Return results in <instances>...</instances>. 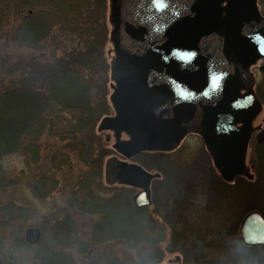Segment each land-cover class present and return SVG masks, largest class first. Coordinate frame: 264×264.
<instances>
[{
  "label": "trees",
  "instance_id": "1",
  "mask_svg": "<svg viewBox=\"0 0 264 264\" xmlns=\"http://www.w3.org/2000/svg\"><path fill=\"white\" fill-rule=\"evenodd\" d=\"M109 2L0 0V39L7 38L0 49V73H7L8 78L15 75L9 86L5 85L4 75L0 76V197L15 185L1 165L2 158L20 154L29 165L38 166L43 157L40 139L46 133L58 146L50 161V171L33 181V193L39 199H46L58 183L57 177L75 164L80 170L68 198L69 210L80 219L98 216L91 230L84 232L83 227L78 229L69 219L68 208L64 209L61 214L64 218L41 226V240L32 247L22 239L23 223H19L28 211L14 204L0 206V227L16 226L7 250L4 238L0 237V264H18L13 255L16 248L31 250L37 264H160L164 257L162 243L169 233L166 252H180L185 262L230 264L233 253L218 263L214 257L203 258L201 252L212 247L216 240L217 247H223L236 237L239 221L231 217L230 208L239 203L231 204L229 198L231 194L244 199L253 197L256 191L252 189L255 184L259 186L264 172V143L253 141L254 180L240 176L227 183L216 173L209 175L216 183L213 190L216 203L206 208L215 211L210 216L216 217L217 238L211 239L207 247L203 239L207 234L212 237L214 232L205 229L192 212L188 218L182 213L189 209L190 202L193 206L202 204L198 196L205 199L204 190L186 188V194L190 191L194 195L187 203L183 201L185 195L171 192L169 197L175 204L171 207L166 204L165 208L158 205L155 195V210H151L134 206L131 189H123L110 197L102 196L96 189L102 184L105 160L113 153L97 130L100 120L112 110L109 89L115 54L112 48L113 54L108 60L105 50L108 43L112 44L108 29V24L111 26ZM260 4L264 13V0ZM256 94L264 103V78L257 83ZM153 154L157 157L162 153ZM252 202L254 206L247 210H259L258 201ZM190 239L191 247L188 246ZM111 242L121 245V253L108 248ZM240 244L247 262L264 264V247ZM140 247L145 248L142 256L139 260L132 259L130 252L139 251ZM247 251L252 252L248 255Z\"/></svg>",
  "mask_w": 264,
  "mask_h": 264
},
{
  "label": "water",
  "instance_id": "2",
  "mask_svg": "<svg viewBox=\"0 0 264 264\" xmlns=\"http://www.w3.org/2000/svg\"><path fill=\"white\" fill-rule=\"evenodd\" d=\"M110 22L115 114L102 118L98 131L108 133L106 142L113 133L112 148L125 160H106V183L139 189L133 204L150 207V185L160 175L129 160L171 151L189 133L201 136L224 181L242 175L263 111L251 71L264 59L257 0H110ZM255 141L263 143L264 129ZM239 234L246 246H264L263 215L249 212ZM40 237L37 228L25 231L30 245Z\"/></svg>",
  "mask_w": 264,
  "mask_h": 264
},
{
  "label": "rangeland",
  "instance_id": "3",
  "mask_svg": "<svg viewBox=\"0 0 264 264\" xmlns=\"http://www.w3.org/2000/svg\"><path fill=\"white\" fill-rule=\"evenodd\" d=\"M258 5L261 9V2L262 0H257ZM262 11V10H261ZM262 14H264L262 12ZM108 29L111 30V26L108 24ZM6 37V36H4ZM6 39V40H5ZM2 41V42H1ZM7 43V38L0 39V49L3 47L2 43ZM113 48L112 44L108 43L106 46V56L108 57V60H110L113 52L110 50ZM18 51V50H17ZM19 54H23L22 51H18ZM252 72L255 75L256 83H258L260 80L264 78L263 72H261L257 66L252 67ZM4 75L5 79V85L9 86V81L15 78L14 76L7 77V73H2ZM0 73V76H2ZM112 91L109 89V95ZM113 113V110L110 112ZM264 109L262 113L257 117V119L254 122V125H260L264 126ZM48 133V132H47ZM107 132H103L102 136L105 137ZM125 137V136H124ZM113 139H111L110 142H108V148H111L113 144ZM254 141V140H253ZM253 141L249 146L248 154H247V165L250 168L249 172L252 173L254 176V167L252 168V159H253ZM40 142L42 143V150H43V157L42 161L38 166L29 165L26 158L20 154H11L7 155L1 160V165L3 166L6 175L9 179H12L15 181V185L13 187H10L6 189L3 193V195L0 197V206H5L8 204H14L17 206H21L26 209L27 214L25 217H22L19 223H23L21 237L25 241V230L28 228H37L41 231V226H43L46 222L53 223L56 219L64 218V215L61 216L62 211L68 208V217L69 219H72L74 221V224L77 225L78 229L81 227L84 228V232L90 231L93 223L96 221L98 216H85L83 218H78L73 210H69L68 207V198L70 196V192L72 191L73 185H74V179L79 174L80 166L76 167L74 164L73 168L70 167V170H65V172L58 176L59 179L58 183L54 185L53 192L46 198V199H39L35 196L33 193L32 185L33 181L42 173H48L51 168V158L53 155V152L57 150V144L56 140L51 137L49 134H43L41 136ZM39 142V143H40ZM117 156L115 152L111 153L106 159L109 157ZM135 162L141 163L140 165L144 166L146 170H149L150 172H158L161 175V179L159 181L154 182V186L156 187V190L154 189V193L157 197V203L161 206V208H165V205L167 204L168 207H171V205H174L175 200L171 199L169 197L170 193L173 192L174 195H185L183 197V201L187 203V201H191V198L194 196L192 192L185 193V189L194 188L197 192H201L202 190L205 191L204 195H206V198L201 199V196H198V202H202V204L196 203L193 206V203L190 202L189 209L183 210L182 213L184 215H188L192 212L195 216L200 218V223L203 224L205 229H211L212 232H214L213 236L211 237V234H207L206 237L203 239L205 241V246L207 247L209 241L211 239H214V237L217 238L216 235V223L215 222V216L213 218L210 216V214H214V210H209L206 207L207 206H214V203H216V197L213 190L215 189L216 183L214 181H211V173H216L218 175V172L215 170L213 166V162L206 150L205 144L200 136L197 135H188L181 145L176 149L174 152L171 153H164L161 155H158L157 157L153 153H142L139 156H137L134 159ZM141 161V162H140ZM146 166H145V165ZM264 172L261 175L262 180L259 183V186L257 184L254 185L253 189L256 191L253 194V197H250L249 199L244 198H238L234 194L230 195L229 203L234 204V202H238L239 204L231 206L230 208V214L231 217H237V234L236 237L231 242H226L223 247H217L219 243H217V240L214 241L216 243H213L212 247L206 248L204 251L201 252V254H204L203 258L207 257H214L217 259V262L219 263L222 258L227 259V255L230 256L231 253H233L234 257H232L233 261L232 264H259L258 262H247L244 255V250L241 249V239L239 235V227L241 224L242 219L248 213L247 210L249 206H254V202L252 201H258V209L257 211L261 212V214L264 216ZM163 183H165L164 186H161ZM204 184V185H203ZM199 185V186H198ZM203 185V186H200ZM106 186V187H105ZM195 186V187H194ZM203 187V188H202ZM198 188V189H197ZM97 191L102 196L110 197L112 195H115L117 193H120L123 189H128L121 185H112L107 186L105 183V179L103 178L102 184L96 187ZM182 189V191H181ZM206 191L208 193H206ZM196 195H199L196 194ZM160 198V199H159ZM254 203V204H253ZM225 206L227 205L226 201L223 203ZM193 207H192V206ZM177 206V204H176ZM206 208V209H205ZM151 210H155V206L153 203ZM225 209V208H224ZM223 209V210H224ZM219 210V209H218ZM223 210H219V212H222ZM251 210H256L252 208ZM250 210V211H251ZM248 211V212H247ZM64 212V211H63ZM163 214L167 213V210L162 211ZM16 213L14 212L13 215ZM192 214V217L194 216ZM240 216V219L238 220V217ZM185 216H180L181 219H184ZM196 220L198 222L199 220ZM189 220V219H188ZM187 220V221H188ZM24 221V222H23ZM195 222V223H196ZM225 222V221H224ZM231 222V221H230ZM16 226L14 227H0V237L4 238V246H9L10 242H12V237L14 236L13 233L15 231ZM89 229V230H88ZM169 232H170V226H169ZM222 232V231H219ZM182 236V232H179ZM80 234H75L76 237H78ZM74 236V237H75ZM170 233L167 234V238L162 243V249L164 251V257L160 264H189L185 262L184 256L180 252H166L167 245L170 243ZM156 236H153V239H156ZM215 238V239H216ZM187 239V238H186ZM230 239V238H229ZM191 239L188 243V246L191 247ZM26 243V241H25ZM180 244V243H179ZM37 246L33 245L32 247ZM181 247V246H180ZM108 248L111 251H115L121 253L122 247L117 242H111L108 246ZM223 248V249H222ZM144 247H140L139 251H133L130 252L131 258L135 260H139L142 255V252L144 251ZM147 249H150L148 247ZM239 251L243 253H238ZM248 255L251 254L252 251H247ZM246 253V252H245ZM257 253L260 254V251L257 250ZM206 254V255H205ZM16 255L17 259L15 258L16 262L18 264H37V262L34 259L33 252L29 249H21L16 248L14 250V254ZM140 255V256H139ZM244 255V256H243ZM243 259V261L241 260ZM245 259V260H244ZM6 262L9 261V258H5ZM180 262V263H179ZM216 261H212L211 264H215ZM230 263V264H231Z\"/></svg>",
  "mask_w": 264,
  "mask_h": 264
},
{
  "label": "flooded vegetation",
  "instance_id": "4",
  "mask_svg": "<svg viewBox=\"0 0 264 264\" xmlns=\"http://www.w3.org/2000/svg\"><path fill=\"white\" fill-rule=\"evenodd\" d=\"M263 65H264V59H261V60L257 61V63H256L253 67H256V66H257V68L260 70V68H261ZM263 74H264V73H263ZM263 122H264V120H263ZM263 129H264V126H261L260 129L255 130V131H254V134H253V138L256 136L257 133L261 132ZM188 135H197V136H199L198 134H195V133H189V134H187V135L185 136V138H186ZM185 138H184V139H185ZM184 139H183V140H184ZM183 140H182L178 145H176L175 148H174L173 150L168 151V152H161V153L164 154V153H171V152H174L176 149H178V147L181 145V143L183 142ZM263 143H264V141H263ZM263 143H261V144H263ZM150 153H152V152H150ZM157 153H160V151H158ZM160 179H161V176H160L159 178H157V179H153L152 182H151V185H150V188H151L152 206H153V203H154V196H155L154 189L156 190V187L154 186V182H156L157 180H160ZM109 186H110V185H109ZM128 188H130V189L133 191V193H132V197H133V195H135V194L139 191V189H134V188H131V187H128ZM151 208H152V207H151ZM179 263H180V262H179Z\"/></svg>",
  "mask_w": 264,
  "mask_h": 264
}]
</instances>
